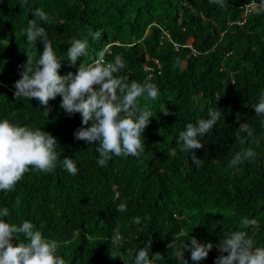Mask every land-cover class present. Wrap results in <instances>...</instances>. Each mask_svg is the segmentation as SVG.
I'll list each match as a JSON object with an SVG mask.
<instances>
[{"label": "trees", "instance_id": "16d2710c", "mask_svg": "<svg viewBox=\"0 0 264 264\" xmlns=\"http://www.w3.org/2000/svg\"><path fill=\"white\" fill-rule=\"evenodd\" d=\"M226 2L221 9L209 0H0V120L42 129L58 141L52 172L30 169L14 190L0 191V209H9L4 219L32 222L58 242L66 264H134L150 239V258L161 255L155 264H184L183 258L197 264L184 249L191 238L214 245L199 264H215V245L245 230V217L257 219L255 233L246 231L256 246H264V116L253 109L264 92V0ZM36 8L49 16L39 24L61 60L62 76L106 48L107 61L120 55L125 63L116 75L141 83L150 77L156 84V100H138L153 114L139 157L112 156L101 167L95 145L74 138L83 126L81 115L69 116L61 97L49 102L52 110L45 115L39 101L14 96L25 52L34 67L43 52L41 42L29 46L20 35ZM96 32L100 38L92 39ZM85 37L88 55L72 66L68 48L73 38ZM209 109L221 111V118L199 137L204 148L195 150L203 161L197 167L177 140L188 123L208 118ZM242 123L252 137L239 130ZM249 147L255 157L230 167L234 155ZM64 158L75 161L76 175L62 167ZM120 203L126 211L117 210ZM117 227L123 240L111 247ZM174 240L176 247L169 249Z\"/></svg>", "mask_w": 264, "mask_h": 264}, {"label": "clouds", "instance_id": "9594fccd", "mask_svg": "<svg viewBox=\"0 0 264 264\" xmlns=\"http://www.w3.org/2000/svg\"><path fill=\"white\" fill-rule=\"evenodd\" d=\"M209 2L221 9L228 7L226 0ZM27 3L28 0H24V4ZM32 15L35 18L28 21L20 35L26 37L29 46L41 42L43 52L35 61V67L33 57L25 52L27 62L19 66L21 78L13 85L14 96L39 101L45 115H49L52 110L49 102L61 97L60 107L69 116L77 113L81 115L83 126L74 132V138L95 145V151L99 154L97 163L101 167L106 166L112 156L139 157L145 147L143 133L153 114L147 106L142 108L138 100L141 97L156 100L159 95L156 84L151 82L150 77L141 83L128 82L125 76L116 75L125 68V63L120 55H116L114 61H107L106 48L99 51L91 63H81L76 73L69 72L62 76L61 60L58 59L45 28L39 24V21L48 22L49 16L42 8L34 9ZM100 35V32H96L92 34V39H99ZM87 55L88 38H73L67 51L71 65L76 66L78 59ZM176 63L177 66H182L179 58ZM253 109L256 115L264 116V92L260 94L259 102ZM12 115L15 116V113ZM207 117L199 119L196 124L188 123L177 140L181 151L191 153L192 163L197 167L203 163L195 153V150L204 148L199 137L213 131L221 118V111L209 109ZM239 130L247 131L249 137L253 136V130L246 123L240 124ZM57 143L53 135L42 129L20 126L6 118L0 120V191L14 190L30 169L52 172L57 166ZM255 155L250 147L242 149L234 155L229 166L251 160ZM61 164L68 173H78L73 159L64 158ZM126 209V203L117 206L120 212ZM8 215L7 207L0 209V264H66L65 259L57 254V241L45 238L30 221H24L20 225L7 222L4 218ZM133 222L140 224L141 218L136 217ZM240 225L245 230L232 231L215 245L220 253L215 264H264V246H256L246 231L252 228L253 234L255 233L259 227L257 219L242 218ZM20 236L24 239H18ZM122 240L123 236L117 227L112 234L111 247L120 246ZM176 244L177 241L174 240L168 244V248L172 249ZM213 247L211 242L201 243L196 238H191L190 247L186 244L184 249L190 251L191 260L199 264L208 258ZM151 248L152 239L138 251L134 264H155V260L161 255L157 253L150 258ZM183 261L188 264L184 258Z\"/></svg>", "mask_w": 264, "mask_h": 264}, {"label": "built area", "instance_id": "2783aa9c", "mask_svg": "<svg viewBox=\"0 0 264 264\" xmlns=\"http://www.w3.org/2000/svg\"><path fill=\"white\" fill-rule=\"evenodd\" d=\"M251 5H253V3H252ZM244 7H245V9H246V8H248V6H247V5H245ZM246 10H247V9H246ZM247 12H248V11H247Z\"/></svg>", "mask_w": 264, "mask_h": 264}]
</instances>
